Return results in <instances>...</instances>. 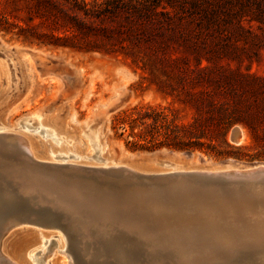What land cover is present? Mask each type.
I'll use <instances>...</instances> for the list:
<instances>
[{"label": "bare ground", "instance_id": "1", "mask_svg": "<svg viewBox=\"0 0 264 264\" xmlns=\"http://www.w3.org/2000/svg\"><path fill=\"white\" fill-rule=\"evenodd\" d=\"M18 53L26 55L24 51L18 50ZM118 98L120 95L112 97L104 103L106 108L99 109V128L103 117H109L103 110L112 107ZM26 120L38 121L39 127L50 129L61 143L55 147L40 142L33 137L39 131L20 126ZM92 125L98 127V121H93ZM17 126L26 131L15 132ZM85 128L87 126L77 137L69 135L49 108L20 118L11 128L0 123V141L8 147H16L19 152L13 155L0 143V231L30 227L23 231L21 242L14 245H8L6 237L1 239L0 264H29V258L34 264H63L62 258L64 264H74V239L70 233L75 231V241H80L87 264H91L90 248L102 256H122L127 259L126 264H264V181L257 182L255 188L238 190L187 185L172 186L167 192L162 187L137 190L139 194L129 196V199L89 196L67 186L56 176L53 173L55 165L78 168L123 166L145 177L181 174L201 168L221 171V167L207 162L204 165H191L190 162L186 166L164 165L165 162H153L157 155L137 160L159 165L158 169H136L130 164L132 162L126 166L121 162L112 165L111 160L94 159L92 154L85 152L89 147L92 152L94 148L98 150L92 133L87 135ZM87 137L91 142L83 143ZM243 138L242 135L241 143ZM75 141L78 142L74 146L67 144ZM181 157L188 161L183 155ZM70 159L76 162L65 163ZM43 167L51 170L49 175L44 173ZM234 167L228 165L224 170L230 173L239 170ZM1 202H13L14 212L5 209V205L2 207ZM37 204L46 210L35 208ZM3 213L11 216L5 218ZM51 220L54 225L50 224ZM107 243H116L121 248L109 250L110 246H104Z\"/></svg>", "mask_w": 264, "mask_h": 264}, {"label": "trees", "instance_id": "2", "mask_svg": "<svg viewBox=\"0 0 264 264\" xmlns=\"http://www.w3.org/2000/svg\"><path fill=\"white\" fill-rule=\"evenodd\" d=\"M0 32L30 45L120 55L143 71L138 88L172 102L138 103L111 118L133 149L229 156V131L245 126L254 158L264 159L254 107L240 92H255L257 78L213 64L218 50L264 48V0H0Z\"/></svg>", "mask_w": 264, "mask_h": 264}, {"label": "rangeland", "instance_id": "3", "mask_svg": "<svg viewBox=\"0 0 264 264\" xmlns=\"http://www.w3.org/2000/svg\"><path fill=\"white\" fill-rule=\"evenodd\" d=\"M18 50L24 51L26 55L21 56ZM216 56L219 58H216ZM213 64L223 66L226 73L243 75L245 80L257 78V83H250L255 88V92H252L248 87H244L240 92L245 104L252 105L251 108L254 107L256 132L258 135L264 136V48L246 47L233 51L232 49L227 51L218 50L213 54ZM142 74L143 71L120 55L81 54L36 46L35 44L30 45L23 43L14 35H6L0 32V123L7 128H11L16 125L20 118L38 110L49 108L56 115L57 120L66 127L68 134L74 135L73 137H77L81 130L87 126L85 133L87 135L90 132L92 133L91 137L93 142L97 143L98 150H94V148L92 152L89 147L85 152L89 155L92 154L91 156L94 159L101 157L105 160H111L112 165L121 162L126 166L129 162H132L130 164L141 170L158 169L160 167L159 165H150L148 162L141 163L137 160L140 157L155 155L157 157L154 158L153 162H165L164 165L186 166L189 162L191 165L198 164L191 160L182 159L183 154L190 155L192 160L200 158L207 164H217V162L223 161L241 164L264 162V159L254 158L253 138L245 126L233 127L239 128L244 137L242 143L238 146L229 140L233 128L229 131L228 142L231 145L230 152L232 153L229 156L217 157L206 151H177L166 148L141 150L126 145V142L130 141L125 137L126 135L120 137V130L115 133L111 130V118L117 112L133 107L138 103L166 106L172 102L170 98H164L157 94L153 88L141 91L137 84ZM117 95L122 98L123 105L115 110L108 119L104 116L102 125L99 128L101 122L99 119L101 118L97 117L98 106ZM173 107L180 110L179 116L183 119L189 120L191 118L190 111L187 109H183L178 104H174ZM245 119L249 121V118ZM93 121H98V127H93ZM38 124L39 122L36 120H26L20 126L25 125L28 129L31 128L30 130L33 132L39 131L38 135L33 137L47 145L56 147L58 143H61V139L55 133L48 128L39 127ZM20 126H17L16 129L18 130H15V132L26 131L25 128H22L23 126ZM40 128L43 129L40 131ZM33 132L27 133L35 134ZM53 136L56 138H53ZM67 138L68 136L62 140L64 141ZM77 142H67V144L74 146ZM82 142H91V140L87 137ZM68 162L76 161L70 159L65 163ZM3 214L5 218L9 215L8 213ZM10 216L11 214L8 217ZM43 218L41 217V219ZM26 229H30V227L13 228L11 230L5 228L0 231V235L2 234L0 241L6 237L8 245L21 242L20 238ZM75 232L70 233L74 239L72 243L75 249L72 257L73 262L74 264H87V258L84 257L85 254L80 241H75V235L77 234ZM104 246H110L108 247L109 250L111 247L121 248L116 243H107ZM88 253H91V258H89L91 264H122V262L126 264L127 262V259L122 256L106 257L107 254L102 256V253L91 250V248ZM20 260L24 261L23 259ZM28 261L29 264H34L31 258ZM62 263L64 264L63 258ZM138 264L142 263L138 262Z\"/></svg>", "mask_w": 264, "mask_h": 264}, {"label": "water", "instance_id": "4", "mask_svg": "<svg viewBox=\"0 0 264 264\" xmlns=\"http://www.w3.org/2000/svg\"><path fill=\"white\" fill-rule=\"evenodd\" d=\"M123 105L122 98H118L112 107L103 110L105 114L110 116L115 110ZM107 104H100L99 109L106 108ZM242 133L239 128H233L229 136V140L234 145L241 144ZM1 146L6 148L13 155H17L16 147H8L4 141H0ZM5 150V149H4ZM19 155V154H18ZM187 160H192L188 154H183ZM200 165H204V161L200 158L192 160ZM24 165V164H23ZM221 167V171H210L208 168L197 169V171H186L178 174L173 173L167 176L160 177H145L142 174L133 173L127 167H111V168H85L73 167L72 165L59 164L55 165L54 174L66 183L67 186L73 187L76 191L101 198L103 195H109L115 199H129V196H137V190L149 191L162 187L165 192L171 191L173 187L191 186L195 188H213L220 186L228 190L241 188H255L257 182L264 181V162L241 164L238 162H217ZM228 165H234L236 170L232 173L225 171ZM52 167V168H53ZM44 173L48 174L51 170L48 167H43ZM247 172V173H246ZM49 175V174H48ZM54 176V175H52ZM55 177V176H54ZM125 197V198H122ZM141 202V201H140ZM14 212L16 207L13 202L3 203L1 206ZM35 208L45 211L46 209L38 204ZM17 210V209H16ZM40 210V211H41ZM20 211V210H19ZM39 211V210H36ZM22 213V212H20ZM54 225V221H50Z\"/></svg>", "mask_w": 264, "mask_h": 264}]
</instances>
